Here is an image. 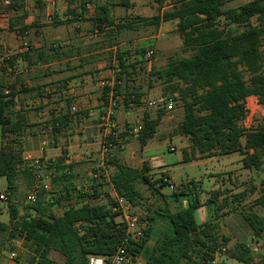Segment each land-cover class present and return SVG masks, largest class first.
Instances as JSON below:
<instances>
[{"label":"trees","instance_id":"trees-1","mask_svg":"<svg viewBox=\"0 0 264 264\" xmlns=\"http://www.w3.org/2000/svg\"><path fill=\"white\" fill-rule=\"evenodd\" d=\"M233 1L155 0L162 8L158 14L150 18L137 17V20L118 25H114L110 4H99L92 21L100 30L109 26L119 30H135L139 23L159 27L163 22H176V30L183 40V50L191 55L172 58L162 69L153 66L151 76H157V81L169 87L172 91L169 96L174 98L176 104L180 101L184 110L178 132L189 137L192 143L191 152L187 149L183 152L184 160L190 161V155L195 156L197 153L201 158L238 153L243 156L242 162L246 169L264 173V124L250 128L243 125L249 115V97H257L259 103L264 105V0H252L234 8L226 7ZM167 2L170 3L165 7ZM254 18L258 20L257 24L253 23ZM231 26L242 27V30L233 33ZM146 52V47L139 50L138 62L143 61ZM37 55L38 61H43V53ZM117 59L119 68L116 79L119 82L130 65L126 63L128 58L124 54L119 53ZM9 63L12 64V61ZM34 64L30 60V65ZM115 88L119 92L120 85L117 84ZM108 90L107 87L105 94ZM175 94H179V97ZM15 95V89L6 85L1 78L0 125L3 145L0 148V177L7 182L9 196L17 193L21 178L27 180L31 189L36 172L34 166L24 158L23 150L17 147L18 137L27 125L23 116L17 115V120L13 117ZM142 98L141 93L131 92L124 99V104L139 105ZM166 98L168 96L163 101ZM163 108L158 111L155 120L143 119V130L138 134L144 144L153 138L156 126L167 113L166 108ZM50 123L56 133L64 126L63 119L59 117H54ZM107 140L115 146L124 145L121 136L116 139L110 135ZM110 156L106 167L113 187L128 201L131 208L139 203L142 196L139 184L149 186L153 194L163 200V206H160L155 212L156 216L151 217L149 222L154 223L160 218L165 223L164 228L161 227L160 235L152 247L148 245L151 227L145 229L144 238L129 247L133 256H143L146 264H200L203 259L215 257L217 249L222 247L218 237V223L211 221L200 224L195 216L196 210L202 206V182L189 181L178 192H174L173 202L186 199V203L180 204L173 211L169 200L171 196L161 192L169 185L165 181L168 174L162 173L153 183L146 174V167L133 168L120 163L115 154ZM41 163L42 170L53 169L55 176L51 178V183L54 186L60 185V189L44 186L37 201L30 207L29 211L33 210L34 215L27 211L19 217L18 210L11 203L10 221H0V239H3L0 245H4L5 239L12 241L24 237L34 252L30 264H35L36 260L37 264H89L91 255L113 254L123 239L124 224L117 220L109 203H91L92 199L102 195L106 186L103 180L94 177L93 185L85 191L72 184L69 175L71 165L65 163L64 156L55 165ZM218 193L220 191L212 193L209 202L216 203ZM72 200L78 202L72 204ZM256 204L264 205V193ZM55 205L64 206L61 215L52 212ZM243 216L255 236L262 237L264 219L255 213ZM222 238L225 244L229 242L225 236ZM52 252L61 254L64 261L53 260L50 257ZM200 254L202 256L197 258ZM227 254L243 264H251V251L245 244L227 251Z\"/></svg>","mask_w":264,"mask_h":264},{"label":"crops","instance_id":"crops-1","mask_svg":"<svg viewBox=\"0 0 264 264\" xmlns=\"http://www.w3.org/2000/svg\"><path fill=\"white\" fill-rule=\"evenodd\" d=\"M3 1L0 0V5ZM130 1L11 0L10 7L6 9L8 17L0 15V61H2L0 79L2 78L6 85H11L16 91L12 107L14 119L17 120L19 117L17 115L23 116L27 125L22 135L18 137L17 147L23 150L24 158L31 165L36 160L44 161L47 165H55L57 160L64 156L65 163L71 165L69 175L72 177V184L79 188L80 183H86L82 186L85 191L93 185L94 169L101 160L103 142L110 136V133H107L108 127H111V121L115 122L118 109L116 104L124 102L131 92L141 93L142 103L126 106L128 110L124 112L126 116H122L124 120H128V123L141 122L145 118L155 120L158 114L154 116L149 103L156 101L153 98L154 92L160 87L153 90L145 88L141 83H135L145 62H138V52L142 47L135 50L124 48L126 42L119 39L124 35L128 37L127 33L130 31H137L142 23L137 24L135 30H119L114 26L100 30L92 21L99 4H110L114 25L131 21L117 18L114 13L115 7L129 9ZM164 23L167 22H163L159 28H162ZM150 50L154 51V49H147L145 58ZM39 53H43V61H38ZM119 53L128 58L126 63L130 66L128 72L122 75V81L117 82ZM10 60L12 64L9 63ZM30 60L36 65H30ZM152 67L149 75H151ZM109 77H112L111 81L104 79ZM103 83H106V86H103ZM117 84L120 85L119 92L115 88ZM107 87L109 90L105 94ZM131 87L132 89L129 90ZM253 97L255 96L249 98ZM71 105H75L77 110L72 111ZM54 117L63 119L64 124L62 130L57 133L53 131L50 123ZM165 120L164 116L156 126L153 138L145 144L141 142L140 134L131 136L133 138H130L124 151L121 154H115L119 162L133 168L146 167L148 177L151 176L153 180L159 178H155V173L152 172L153 167L145 158V153L149 151L150 142L157 132H162L160 129L165 125ZM120 121L117 120L119 123ZM124 123L127 125L126 121ZM0 134L1 148L2 127ZM163 134L166 133L163 132ZM167 135L174 137L173 133ZM176 136H179L182 143V151L187 149L191 152L190 138L180 133ZM242 143L244 144L245 141ZM229 155L232 154L218 155L209 159L225 161ZM240 157L242 159V156ZM204 159L208 158H201L197 153L195 157L190 155V161H186L183 154V161L178 162ZM231 163L230 161L229 164ZM243 166L242 164V169L245 170ZM230 171L233 170L218 174L219 178L215 180L210 193H207L204 204L210 203L209 198L213 190L225 187L224 178L230 174ZM45 173L44 180H49L50 183L51 178L55 176L54 171L45 169ZM162 173L168 174L172 180L168 170H163ZM44 180V185H49V183L45 184ZM198 181L202 182V180ZM107 197L108 195H101L92 199L91 203H106ZM221 199L218 198L216 202L218 205ZM169 200L172 208L173 205L178 207L186 199L178 203ZM80 201L84 203L83 200ZM77 202V200L70 201L72 204ZM211 221L213 220L206 222ZM8 256L0 264H15L9 261ZM20 264H22L21 261Z\"/></svg>","mask_w":264,"mask_h":264},{"label":"rangeland","instance_id":"rangeland-1","mask_svg":"<svg viewBox=\"0 0 264 264\" xmlns=\"http://www.w3.org/2000/svg\"><path fill=\"white\" fill-rule=\"evenodd\" d=\"M250 1L252 0H234L226 7H239ZM169 3L170 2H167L165 7H168ZM160 11H162V8L155 2V0H131L129 9L126 7L114 8L115 16L117 18L126 19L127 21H129V19L137 20V16L150 18L158 14ZM253 23L257 24L258 20L254 18ZM176 29V22L164 23L162 28L140 24L137 31H130V33H127L128 37L125 35L119 37V39L121 38L126 42L123 46L124 48L135 50L136 48H141L147 45V49H154V56L152 58H143V61L145 62L142 65L143 67L141 68V71L139 72L140 74L137 76L135 83H141V85L145 88L153 90L160 87L158 91L154 92L153 96L158 103L161 101V105L159 104V106H162L163 99L166 96L171 97L169 95L172 94V91L169 87L162 85L160 80L157 81V76L152 77L149 75L151 66H155L157 69H162L166 67L172 58H184L191 55L190 52H185L183 50V40ZM230 30L233 33H236L242 30V27L231 26ZM248 76V74L245 75L246 78H248ZM104 79L111 81L112 77ZM135 83L134 85L137 87V84ZM123 89H126L125 86ZM131 89L132 87L129 90ZM175 95L179 97V94ZM116 105L118 109L115 115V122L111 121L112 124L111 127H108L109 130L107 133L116 131L121 136V139L124 141V145L126 146L130 142V138H133L131 136L136 134L130 129L139 124H143V119L141 122L136 121L128 123V120H124V117H122L126 116L125 113L128 110V107H126L124 102L117 103ZM159 106H150L154 116H156L160 109H164V106ZM247 107L249 109V115L243 125L250 128L259 124H264V105L259 103L258 98H249L247 100ZM183 113L184 110L180 101H178L175 111L165 114L166 122L160 129L162 132H157L154 139L150 142L149 151L145 153V158L149 160L153 167L152 172L155 173V178L160 177L163 170H168L172 177L171 182L175 185V189H172L169 185H167L162 189V192L165 193L163 195L171 196L172 201L174 200L172 196L173 193L178 192V190L182 189L184 185L186 186L189 181L202 180L203 193L201 194V202L203 203L204 199L208 195L207 193H210L215 180H218L217 178H219V173L226 170H233L232 172L230 171V174L224 178L225 187L222 186L221 189L213 190L211 195L209 194L211 198L212 193L220 191V193H218L219 200L221 197L222 199L219 201V205L218 203L211 202L208 204L203 203L202 206L196 210L195 216L198 223H203L208 220H213V222L218 223V237L222 247L217 249L215 257L217 256V259L221 264H243L238 260L229 257L227 254V251H233L240 244H245L247 248L250 249L252 255L251 264H258L260 261L264 264V234L261 238L255 236L253 229L243 216V214L255 213L264 219V205L256 204L257 199L264 193V185L262 184L264 173L261 171H251L249 169L246 170L244 166L245 170L242 169L243 162L241 164V161L243 156L241 154L229 155L225 161L208 158L199 161L179 163V160L183 161V151L181 149L182 143L179 136L176 135L179 133L178 128L183 118ZM118 119L121 120L120 123L117 122ZM125 121L127 125H125ZM163 132L166 134H163ZM168 133H173L174 137L167 135ZM173 147H175V149L171 150ZM122 151H124L122 147L116 146L111 154H121ZM240 156H242V159ZM110 157L111 156H109V158ZM230 161L232 162L231 164H229ZM97 166L98 164L96 167ZM41 173L43 176L46 175L45 170H42ZM149 179L153 183L156 182V180H153L154 178L151 176H149ZM44 181L45 184L49 183V180ZM18 183L19 188L17 193L14 196H9V192L7 191V182L4 178H0V189L4 190L9 197L7 202L0 201V221H4L6 223L10 221L11 203L18 210L19 217L24 216L25 213L30 210V207H32V203L28 202V192L30 187L27 184V180L21 178ZM220 184L221 183H219V185ZM46 185L45 186L49 189H60V185L54 186L51 181L49 185ZM84 185H86V183H80L78 186L79 188H82ZM138 188L140 189L142 199L140 198L139 203L134 205L131 210L140 218L141 225L146 230L151 227L152 232L148 245L152 247L160 235L161 227L164 228L165 223L160 218H157V221L154 223L149 222V220L151 217L156 216L155 212L160 208V206H163V200L159 197V195H154L149 186L139 184ZM103 192L102 196H109V194L112 193V189L106 185ZM240 194L241 196H238ZM11 198L12 201H10ZM182 198L183 197L180 199ZM103 203L106 204L107 202ZM68 204L70 203H67L66 205ZM109 207H111V205ZM176 209H178L177 205H173L172 210L175 211ZM62 210H64V206L55 205L52 207V212L56 215H60ZM29 212H32L34 215L33 210ZM142 218L145 220H141ZM119 219L120 218H117L118 221ZM223 236L229 239L227 244H225L222 238ZM2 241L3 239H0L1 243ZM0 247V262L7 259V255L13 251L18 253L22 264H30V258L32 255L34 256L32 247L27 244L24 237H17V239H12V241L5 239L4 245H0ZM201 256L202 255L200 254L196 257L200 258ZM50 257L58 262L64 261V257L56 252H52ZM35 264H37V260ZM130 264H146V261L143 256L138 255Z\"/></svg>","mask_w":264,"mask_h":264},{"label":"built area","instance_id":"built-area-1","mask_svg":"<svg viewBox=\"0 0 264 264\" xmlns=\"http://www.w3.org/2000/svg\"><path fill=\"white\" fill-rule=\"evenodd\" d=\"M11 0H4L0 5V15L4 17H8V12L6 9L10 7ZM9 56V55H8ZM154 56V51L150 50L147 53V58H152ZM2 66V61H0V67ZM103 86H106V83H103ZM160 103L158 101H151L149 105L151 107L159 106ZM162 106H164L167 112L175 111L176 109V101L172 97L166 98ZM72 111H76L77 107L75 105H71ZM143 130V124H139L133 127V133H140ZM110 135H113L116 139H119V134L115 132H111ZM115 144L112 141L106 140L102 145V157L99 162V165L95 168L94 177L101 178L103 182L108 185L112 189V193L107 197L106 202L111 205L110 209L112 213L117 215L120 223L124 224L123 232L124 236L121 243L118 245L116 251L107 256L102 255H91L89 257V264H130L135 256L130 253L129 247L133 245L134 242L140 241L145 236V228L141 225L140 218L132 212L131 205L128 201L120 196L114 189L113 183L111 180L110 172L106 167V161L109 159V156L113 149L115 148ZM125 149V145L122 146ZM174 150V149H172ZM36 172H35V182L33 187L28 192V202L35 203L37 201L38 195L42 188L45 186L43 182L42 175V163L40 160H36L33 164ZM166 182L169 183V186L172 189H175V185L171 182V178L168 177L165 179ZM47 188V187H46ZM9 200L8 194L5 191L0 190V201L7 202ZM224 250V249H223ZM8 259L11 263L20 264L19 255L17 252L13 251L9 254ZM200 264H221L216 257L213 259H203Z\"/></svg>","mask_w":264,"mask_h":264}]
</instances>
